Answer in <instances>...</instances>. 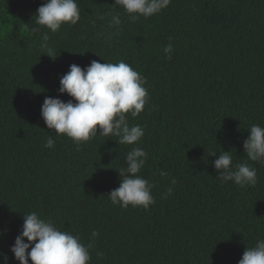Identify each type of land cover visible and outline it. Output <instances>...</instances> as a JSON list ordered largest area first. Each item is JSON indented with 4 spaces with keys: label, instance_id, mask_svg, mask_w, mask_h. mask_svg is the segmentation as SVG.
I'll return each mask as SVG.
<instances>
[{
    "label": "trees",
    "instance_id": "obj_1",
    "mask_svg": "<svg viewBox=\"0 0 264 264\" xmlns=\"http://www.w3.org/2000/svg\"><path fill=\"white\" fill-rule=\"evenodd\" d=\"M76 2L78 23L49 32L53 59L31 32L46 0H0V264L5 255L19 264L10 249L32 211L91 242L88 264H238L264 239V163L243 152L248 129L264 127V0H170L136 22L114 0ZM116 15L121 24L110 27ZM92 60H123L146 78L148 102L128 117L144 128L138 144L97 135L77 150L47 128L45 97L71 99L58 92L60 77ZM137 146L155 203L125 209L107 195ZM213 151L255 167L256 184L221 182Z\"/></svg>",
    "mask_w": 264,
    "mask_h": 264
},
{
    "label": "clouds",
    "instance_id": "obj_2",
    "mask_svg": "<svg viewBox=\"0 0 264 264\" xmlns=\"http://www.w3.org/2000/svg\"><path fill=\"white\" fill-rule=\"evenodd\" d=\"M170 0H114V5L122 8L132 22L141 17L147 19L165 9ZM36 19L31 28L33 34L41 33L40 49L55 59L54 49L49 46V32L57 33L63 24L76 25L80 20V9L76 0H46L38 7ZM103 20L104 16H98ZM121 19L113 16L109 26H118ZM41 29L48 31L41 32ZM173 46L164 47V52L171 58ZM146 78L123 60L118 63H101L92 60L81 67L75 63L59 79L58 92L66 93L71 99L64 101L57 97H45L41 105V117L48 129L56 135H65L76 144L88 142L97 135L116 137L119 145H136L144 136V128L139 124L131 125L129 115L136 118L148 102ZM99 129V131H98ZM249 135L243 141V152L247 161L264 163V127L253 124L248 129ZM45 147L53 148L54 141L49 137ZM229 151L217 156L214 169L221 182L232 181L237 186L255 185L257 170L247 161L233 167ZM148 153L141 147H133L126 155V167L116 168L119 174V186L111 190L107 197L113 205L122 208L142 206L147 209L155 203L151 194L155 186L139 173L145 166ZM161 176L168 174L161 171ZM176 183L175 179L171 180ZM172 189H168L171 194ZM95 230L92 238L98 237ZM27 238V242H25ZM88 245L80 241L78 234L61 231L52 220L42 218L37 212L23 214V224L15 237L11 252L19 264H88L91 260ZM30 249V251H29ZM8 257L4 256V264ZM238 264H264V239H258L254 246L246 247Z\"/></svg>",
    "mask_w": 264,
    "mask_h": 264
}]
</instances>
